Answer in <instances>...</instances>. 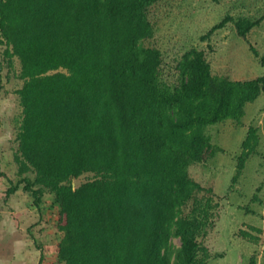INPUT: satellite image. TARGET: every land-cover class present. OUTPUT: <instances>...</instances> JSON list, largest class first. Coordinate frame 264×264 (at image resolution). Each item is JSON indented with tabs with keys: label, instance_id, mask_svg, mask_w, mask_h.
Masks as SVG:
<instances>
[{
	"label": "trees",
	"instance_id": "obj_1",
	"mask_svg": "<svg viewBox=\"0 0 264 264\" xmlns=\"http://www.w3.org/2000/svg\"><path fill=\"white\" fill-rule=\"evenodd\" d=\"M159 1L0 0V70L16 63L21 80L10 147L16 179L1 166L0 177L6 198L21 189L39 212L57 209L58 264H207L210 257L204 239L218 202L189 167L220 149L207 127L238 122L264 91V75L213 73L211 44L167 63L153 39ZM262 19L264 12L226 14L200 39L228 22L246 38ZM257 145L249 125L233 180Z\"/></svg>",
	"mask_w": 264,
	"mask_h": 264
},
{
	"label": "rangeland",
	"instance_id": "obj_2",
	"mask_svg": "<svg viewBox=\"0 0 264 264\" xmlns=\"http://www.w3.org/2000/svg\"><path fill=\"white\" fill-rule=\"evenodd\" d=\"M153 10V39L167 63H175V58L191 47L211 44L212 51L207 58L213 73L231 79L264 75V62L260 59L264 54V19L246 38L238 36L232 22H228L214 31L209 40L200 39L226 14L260 16L264 12V0H160ZM3 48L0 46V58ZM17 69L16 63L9 70L4 63L0 70V166L14 180L10 147L14 145L15 118L20 111L14 94V89L21 84ZM249 125L257 127L258 153H251L246 158L239 176L233 180ZM207 129L211 143L220 149L205 163L189 167L190 175L210 186L216 195L214 202H218V207L213 210L214 225L204 239L210 252L207 264H252V257L254 264H264V91L245 104L244 114L238 122L227 119L211 124ZM7 185L6 179L0 177V254L7 255L12 251L13 236L33 235L35 248L41 243L51 259L49 264H58L55 245L59 232L54 227L57 209L39 212L32 205V197L21 189L6 198ZM48 198L47 195L43 197L44 208ZM40 218L42 222L38 223ZM35 222L38 224L32 227ZM252 225L262 231L258 233L251 229ZM241 230L257 235L258 240L241 236ZM172 242L179 245L178 238H173Z\"/></svg>",
	"mask_w": 264,
	"mask_h": 264
},
{
	"label": "crops",
	"instance_id": "obj_3",
	"mask_svg": "<svg viewBox=\"0 0 264 264\" xmlns=\"http://www.w3.org/2000/svg\"><path fill=\"white\" fill-rule=\"evenodd\" d=\"M34 240L35 238L31 235L27 237L13 236L10 247L12 251L7 255L0 254V264H49L51 261L49 255L45 253L42 244L38 241L36 242L39 248H35L33 245ZM30 242L32 245H30Z\"/></svg>",
	"mask_w": 264,
	"mask_h": 264
}]
</instances>
